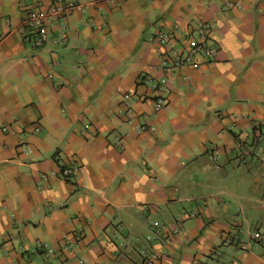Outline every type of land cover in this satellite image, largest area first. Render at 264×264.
<instances>
[{
	"label": "crops",
	"instance_id": "0c3cea01",
	"mask_svg": "<svg viewBox=\"0 0 264 264\" xmlns=\"http://www.w3.org/2000/svg\"><path fill=\"white\" fill-rule=\"evenodd\" d=\"M75 1L37 48L51 0H0V264H264V0ZM196 20L216 51L167 70Z\"/></svg>",
	"mask_w": 264,
	"mask_h": 264
},
{
	"label": "built area",
	"instance_id": "2783aa9c",
	"mask_svg": "<svg viewBox=\"0 0 264 264\" xmlns=\"http://www.w3.org/2000/svg\"><path fill=\"white\" fill-rule=\"evenodd\" d=\"M94 1L100 2L102 0ZM79 8L80 4L75 0H51V4L47 8L35 6L29 9L22 20L24 30L27 32L25 39L29 41L34 47H43L50 40L51 27L56 24L57 20L60 18L65 20L67 16L72 13V11ZM58 27L61 35L63 36L65 34V22L62 21ZM211 31L212 30L209 23L204 22L203 20L190 22L188 26V34H186L185 37H187L188 41H191V43L186 53H183L181 44H178L183 35L179 34V28L177 26L172 27L171 30L165 32L158 30L155 31L152 35V39H154L158 45L165 49V52L162 55L160 52H158L159 57L162 60V66L167 70H171V67L180 69L186 65L197 66L201 62V59L207 60L208 58H211L216 50L200 43L201 40H206L209 36L211 37ZM198 39L200 41H198ZM163 55H166V57L163 58ZM165 82L166 80L164 78L160 79V82L158 83L159 85L156 83L153 85V89L158 90L161 87L160 85ZM164 105V98H155L154 110H158ZM131 107L132 102L127 101L126 112L131 111ZM145 128H151L150 126H147V122L145 120L138 122L135 125L136 133H141L143 130H145ZM75 170V168H62L60 171V176L62 178H67ZM253 237L255 239H260V232H255ZM67 246L71 247L72 242L68 243L66 241L65 248H67ZM42 250L46 255H53L56 252L54 248L49 247L47 244L42 246ZM157 258L158 256L152 255L148 258V260H146V262L147 264H153Z\"/></svg>",
	"mask_w": 264,
	"mask_h": 264
},
{
	"label": "rangeland",
	"instance_id": "374dc122",
	"mask_svg": "<svg viewBox=\"0 0 264 264\" xmlns=\"http://www.w3.org/2000/svg\"><path fill=\"white\" fill-rule=\"evenodd\" d=\"M156 43V42H155ZM166 57V55H163V58H165ZM159 61H160V63L162 62V60L160 59V57L159 56H157L156 57ZM162 67V66H161ZM162 69L164 70V68L162 67ZM170 69H172V70H174V71H177L178 69L177 68H174V67H171ZM161 79V78H160ZM160 79L158 80V81H156V83L158 84L159 82H160ZM156 83H154V84H156ZM166 83V82H165ZM165 83H163V84H161V86L162 85H165ZM123 97H126V95H124ZM123 100H125V99H123ZM154 103V102H153ZM124 106H125V102H124ZM125 109H126V106L124 107Z\"/></svg>",
	"mask_w": 264,
	"mask_h": 264
},
{
	"label": "trees",
	"instance_id": "16d2710c",
	"mask_svg": "<svg viewBox=\"0 0 264 264\" xmlns=\"http://www.w3.org/2000/svg\"><path fill=\"white\" fill-rule=\"evenodd\" d=\"M152 255L159 256V255H157V254H152ZM152 255H150V256H152ZM150 256H146V257H144V261H143L142 264H147L146 260H148V258H149Z\"/></svg>",
	"mask_w": 264,
	"mask_h": 264
}]
</instances>
